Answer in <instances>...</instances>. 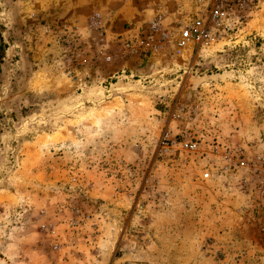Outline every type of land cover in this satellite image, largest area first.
Returning <instances> with one entry per match:
<instances>
[{"label": "rangeland", "instance_id": "rangeland-1", "mask_svg": "<svg viewBox=\"0 0 264 264\" xmlns=\"http://www.w3.org/2000/svg\"><path fill=\"white\" fill-rule=\"evenodd\" d=\"M200 1L0 0V264H264V0L140 44Z\"/></svg>", "mask_w": 264, "mask_h": 264}, {"label": "built area", "instance_id": "built-area-1", "mask_svg": "<svg viewBox=\"0 0 264 264\" xmlns=\"http://www.w3.org/2000/svg\"><path fill=\"white\" fill-rule=\"evenodd\" d=\"M200 3L201 7L192 13L179 11L171 29L165 26V9L157 4L152 19L142 27L140 44L147 51H154L173 42L180 52L191 46L209 48L220 42L226 43L233 37V32L243 28L260 0H202ZM92 19L97 23L99 13H95ZM182 146L194 148L186 140L182 141ZM205 177H208L207 173Z\"/></svg>", "mask_w": 264, "mask_h": 264}, {"label": "trees", "instance_id": "trees-1", "mask_svg": "<svg viewBox=\"0 0 264 264\" xmlns=\"http://www.w3.org/2000/svg\"><path fill=\"white\" fill-rule=\"evenodd\" d=\"M1 47H2V43L0 44V50H1V52H0V58H2L3 53H4V52H2V48Z\"/></svg>", "mask_w": 264, "mask_h": 264}]
</instances>
